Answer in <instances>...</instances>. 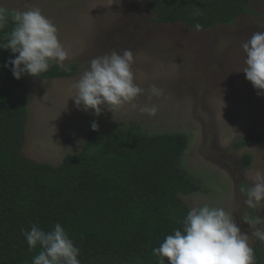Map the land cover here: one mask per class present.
<instances>
[{
	"label": "rangeland",
	"instance_id": "374dc122",
	"mask_svg": "<svg viewBox=\"0 0 264 264\" xmlns=\"http://www.w3.org/2000/svg\"><path fill=\"white\" fill-rule=\"evenodd\" d=\"M147 1L0 0L6 12L40 8L59 30L69 52L66 65L77 66L70 78L23 81L28 100L20 156L58 165L65 155L81 150L93 122L98 136L118 128L143 135L183 134L187 145L178 165L200 191L178 195V202L188 211L207 203L231 213L248 233L249 245L260 247L264 264V242L250 227L257 220L256 227H264V205L249 209L244 202L255 173H264V141L232 148L249 134L264 133V95L257 94L242 72V44L253 32L264 30V1L253 0L250 13L230 25L200 31L181 22L153 23ZM125 49L133 52L136 82L146 90L136 103L155 104L157 114L152 117L130 106L113 113L105 108L100 116L78 109L71 86L90 60ZM153 84L164 95L149 100L147 89ZM244 155L251 158L248 167L241 164Z\"/></svg>",
	"mask_w": 264,
	"mask_h": 264
},
{
	"label": "trees",
	"instance_id": "16d2710c",
	"mask_svg": "<svg viewBox=\"0 0 264 264\" xmlns=\"http://www.w3.org/2000/svg\"><path fill=\"white\" fill-rule=\"evenodd\" d=\"M252 1L148 0L145 7L153 23L181 22L191 29L198 23L208 30L250 13ZM6 13L0 43L13 27L12 12ZM12 58L10 50L0 49V264H32L40 248L30 249L21 229L30 230L34 223L45 231L60 223L80 248L81 264H158L152 248L182 229L188 213L178 195L200 191L178 165L186 136L90 131L81 150L58 165L27 160L19 153L28 100L22 83L32 76L16 80L4 67ZM69 65V71L53 66L33 78H70L77 66ZM263 141L264 133H252L232 148ZM250 159L242 156V166L248 167ZM253 250L256 264H262L260 247Z\"/></svg>",
	"mask_w": 264,
	"mask_h": 264
},
{
	"label": "clouds",
	"instance_id": "9594fccd",
	"mask_svg": "<svg viewBox=\"0 0 264 264\" xmlns=\"http://www.w3.org/2000/svg\"><path fill=\"white\" fill-rule=\"evenodd\" d=\"M199 12V9H197ZM13 27L4 36L6 42L0 49L10 50L14 58L4 65L13 77L20 80L25 75L40 77L51 67L69 71V52L61 43L58 28L46 17L40 8L29 7L25 11L11 13ZM8 21L6 10L0 8V31ZM202 30L200 24L195 25ZM246 54L243 73L248 82L264 95V30L255 31L242 44ZM133 52L116 50L90 60L79 79L72 84L75 95L72 98L78 109L92 111L96 116L107 108L113 113L130 106L141 113L154 117L158 112L155 104L139 106L136 101L145 94V89L136 82L133 70ZM148 99H157L164 91L156 85L147 89ZM92 130H97L93 122ZM245 204L249 209L264 205V173L257 171L251 186L244 192ZM260 221L250 223L252 235L264 242V227H256ZM30 249L39 246L40 251L32 258V264H81L80 248L60 223L45 231L30 225V230L21 229ZM152 255L158 264H256L255 253L249 245L248 233L242 232L233 215L222 207L204 203L193 206L182 221V229L166 236L159 247L152 248Z\"/></svg>",
	"mask_w": 264,
	"mask_h": 264
}]
</instances>
